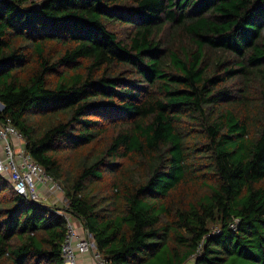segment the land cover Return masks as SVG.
I'll return each mask as SVG.
<instances>
[{
  "label": "trees",
  "instance_id": "16d2710c",
  "mask_svg": "<svg viewBox=\"0 0 264 264\" xmlns=\"http://www.w3.org/2000/svg\"><path fill=\"white\" fill-rule=\"evenodd\" d=\"M0 103L67 199L0 177V264H63L56 210L109 264H264V0H0Z\"/></svg>",
  "mask_w": 264,
  "mask_h": 264
},
{
  "label": "built area",
  "instance_id": "2783aa9c",
  "mask_svg": "<svg viewBox=\"0 0 264 264\" xmlns=\"http://www.w3.org/2000/svg\"><path fill=\"white\" fill-rule=\"evenodd\" d=\"M0 147V177L9 182L17 194L51 210L57 208L54 204H48L38 192L37 186L42 185L48 188L50 194L56 195L54 198L62 207L66 206L62 186L35 162L25 148L22 133L9 121L0 123ZM56 212L66 221V233L61 243L63 264H109L110 259L98 249L93 233L79 219L63 210Z\"/></svg>",
  "mask_w": 264,
  "mask_h": 264
},
{
  "label": "rangeland",
  "instance_id": "374dc122",
  "mask_svg": "<svg viewBox=\"0 0 264 264\" xmlns=\"http://www.w3.org/2000/svg\"><path fill=\"white\" fill-rule=\"evenodd\" d=\"M164 42H166V41H164ZM104 128H105V129H104V133L100 136V141H99V143H97V144L94 146V151H96V150L102 148V147L105 145V143H107L108 140L111 138V136L115 133V127L112 126V125H108V124H106ZM37 190H38V192L40 193V195L43 197L44 195L39 191L38 186H37ZM52 196H53V197H56L55 194H53ZM48 204H50V203L48 202ZM63 207H64V206H63ZM209 226H212V227H211V231H213V233L218 232L219 224H217V222H216V223H211V224H209ZM187 262H188V263H186V264H192V261H191L190 259H189ZM86 263H87V262H86ZM87 264H89V263H87Z\"/></svg>",
  "mask_w": 264,
  "mask_h": 264
},
{
  "label": "crops",
  "instance_id": "0c3cea01",
  "mask_svg": "<svg viewBox=\"0 0 264 264\" xmlns=\"http://www.w3.org/2000/svg\"><path fill=\"white\" fill-rule=\"evenodd\" d=\"M0 154H2L1 147H0ZM38 188H39V191L44 195L43 197L46 198L47 202H49L50 204L56 205V207H60V208L62 207L61 204L55 200L52 194L49 193V190L47 187L40 185L38 186Z\"/></svg>",
  "mask_w": 264,
  "mask_h": 264
},
{
  "label": "water",
  "instance_id": "95a60500",
  "mask_svg": "<svg viewBox=\"0 0 264 264\" xmlns=\"http://www.w3.org/2000/svg\"><path fill=\"white\" fill-rule=\"evenodd\" d=\"M0 106H1V104H0Z\"/></svg>",
  "mask_w": 264,
  "mask_h": 264
}]
</instances>
